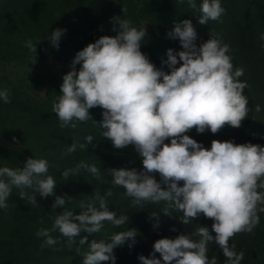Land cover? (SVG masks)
<instances>
[{"label":"clouds","instance_id":"clouds-1","mask_svg":"<svg viewBox=\"0 0 264 264\" xmlns=\"http://www.w3.org/2000/svg\"><path fill=\"white\" fill-rule=\"evenodd\" d=\"M188 3L196 9L195 0ZM224 11L221 0H202L199 23L218 20ZM112 19L117 34L102 35L77 52L71 70L62 78L53 112L61 127H76L78 122L94 120L90 109L102 108L99 123L103 138L116 149L133 146L142 161L141 169H111L112 183L122 186L134 204L167 202L183 213L179 219L184 224L201 216L214 221L211 231L204 225L195 233L156 240L150 256L138 257L141 264H216V258L208 255L212 241L219 245L226 264H241L244 252L237 253L229 241L239 232H252L260 222L258 212L264 211V145L214 139L209 148L187 133L194 127L197 133H217L225 125H242L250 111L244 94L248 85L240 80L243 69L234 67L229 45L219 38L211 35L197 45L198 34L191 19L176 23L169 33L171 38H179L183 50L177 53L169 48L167 59L157 67L142 51L146 27L137 28L121 16ZM66 31L58 27L47 40L59 49ZM25 46L37 52L31 40ZM0 101L10 103L7 89H0ZM93 140L92 135L86 137L87 147ZM76 148L74 142L67 152ZM48 169L46 159L32 157L20 168L0 167V209H7L13 187L26 190L19 193L22 198L31 193L29 189L43 197L54 195L57 183L47 175ZM81 169L99 177L98 167L84 162L64 170L62 176L68 180ZM31 194L29 198L37 202ZM111 195L110 190L103 195L96 192L94 202H81L83 210L78 214L64 209L51 229L42 228L36 235L46 238L45 245L54 246L58 240L51 233L57 230L69 243H75L82 232H100L105 221L124 225L129 218L109 210L107 197ZM71 200L67 194L57 195L52 206L63 207ZM158 226L157 220L154 227ZM138 234L135 228H128L113 234L109 241L92 239L90 243L88 235L82 236L79 244L88 243L90 249L82 264H116L114 249L126 243L132 246Z\"/></svg>","mask_w":264,"mask_h":264},{"label":"rangeland","instance_id":"rangeland-1","mask_svg":"<svg viewBox=\"0 0 264 264\" xmlns=\"http://www.w3.org/2000/svg\"><path fill=\"white\" fill-rule=\"evenodd\" d=\"M222 1L230 2L237 10L244 29L243 43L239 42V31L232 33L233 30L228 24L223 23L226 10L218 20H210L206 24L199 23V7L202 0H195L196 9L190 7L188 0H24L30 8L25 23L28 30L21 33V36L15 26V32L11 35L13 44L7 43L19 49V54L0 59V89H7L10 96V103L0 101V167L20 168L30 157L46 159L49 163L47 175H52L56 180L57 192L47 197L35 195L37 202H33L30 196L22 198L19 195L22 189L13 187L7 209H0V264H82L67 254L55 256L46 253L47 247L61 250L71 246L68 245L71 244L68 238L63 237L58 230L51 233L58 240L54 246L45 245L46 238L36 235L42 228L51 229L59 213L64 209L71 210V202H77L79 207L82 201L92 202L91 198H81L72 191L73 183L77 184L78 190L82 187V183L78 185L81 179H74L77 174L68 180L62 176L64 170L71 168L70 159L59 153L56 139L47 132L44 123L51 118L59 121L57 114L52 110L53 102L61 95L62 78L71 70L77 52L102 35L117 34L113 31V17L128 19L137 28L146 27L147 35L142 44V51L148 54L157 67H161L162 61L167 59L169 48L177 53L183 50L179 38H171L169 33L176 23L184 19H191L197 30L196 44H201L211 35L219 38L229 45L234 67L244 71L240 77V80L246 81L248 85L244 94L255 98L254 103L248 102V116L264 120V105H261L264 104V72L259 61L260 51L253 40L256 22L252 9L247 7L246 0ZM10 3L9 6L15 13L12 16L13 24L14 21L16 24L21 0H11ZM5 11L4 0H0L2 21L5 20ZM225 18L228 20L227 16ZM58 27L67 29L59 49L47 40L51 31ZM17 34L20 36L17 37ZM28 40L37 45L36 53L25 46ZM76 67L79 69L80 65ZM164 67L169 70L166 65ZM254 69L261 72L258 74V81L253 77ZM257 99L258 102H255ZM257 105L260 106L259 111ZM90 111L94 120L78 122L76 127H73H84L85 131H82L86 132V135L82 139V142H85L83 144H87L88 135L94 137L93 142L86 147V156L100 160L104 155L118 153L111 141L102 136L103 129L99 122L103 118V109L94 107ZM94 142L101 144L98 149L90 147ZM86 191L87 189L84 190ZM64 194L72 198L71 202L54 208L52 205L56 196ZM25 215L29 220L22 223ZM258 215L260 222L252 233L256 248L264 254V211L258 212ZM239 233L244 235L245 232ZM73 244L78 243L76 241ZM221 260L226 264L223 257ZM218 261L219 258L217 264Z\"/></svg>","mask_w":264,"mask_h":264},{"label":"trees","instance_id":"trees-1","mask_svg":"<svg viewBox=\"0 0 264 264\" xmlns=\"http://www.w3.org/2000/svg\"><path fill=\"white\" fill-rule=\"evenodd\" d=\"M10 2L11 0H4L6 7V11L4 12L5 20L2 21L0 16V59L6 58L8 56H17L19 54V49L14 48L13 45H7V43L13 44L11 35L12 32H15L14 27H18V33L20 35L21 33H25L28 30L25 26V23L30 13V8L27 6L24 0H21L18 22L15 24L14 21L13 24L12 16H14L15 13L14 10L9 6L11 5ZM246 2L247 7L252 9V13L256 22V30L253 40L260 51L259 61L262 65V72H264V0H246ZM221 4L225 8L226 16L228 18L227 20L225 16L223 23L228 24L229 28L233 30L232 33L239 31V42L243 43L244 40L242 36L244 29L239 20L237 10L234 9L230 2L222 1ZM19 34H17V37L20 36ZM197 44L199 45V43ZM252 72L255 81L259 79L258 77L260 76L258 74L261 73L260 70L254 69ZM247 98L248 102L250 101L251 103H254L255 98L250 96H247ZM255 102H258V99ZM44 124H46L45 129L47 132L51 136L55 137L59 153L62 156H67L70 159L71 168H75L77 164L84 162L88 165L95 164L99 169V177L90 173L87 169H81L80 173L74 178L81 179V181L78 183V185L82 183L81 190L76 188V183L71 184L73 188L72 191L75 192V195H80L81 198L85 199L86 197L91 198V201L94 202V196L96 192H99L101 195H103L110 190L112 195L107 197L109 210L115 211L118 217L121 215H126L129 218L128 221L121 226H114L111 222L105 221L104 228L100 232L88 234L89 243L92 239H96L98 241L102 239L109 241L113 234L119 231H126L128 228H135V230L138 231L139 234L137 235L136 241L132 246H129V244L126 243L125 245L118 246L114 249V254L117 257L116 264H141V261L138 259V257L141 254L144 256H150L155 241L160 238H175L181 233H195L198 228L204 225L208 226L211 231V226L214 222L211 218L201 216L193 220L190 224H184L179 219L183 213L176 210L174 207H169L167 202H141L139 204H134L133 198L125 194L126 190L122 186H117L112 183L113 176L111 169L122 167L130 169L142 168L141 158L139 157L138 153H136L133 146L124 148H128L126 151H121L118 149V153L104 155L100 160H95L94 157L91 158L86 156L85 150L87 144H84V148L79 147V145L85 143L82 142L84 141L82 139H84L86 135V132H83L85 131L83 129L84 127L73 128L68 125L61 127L60 121L54 118H51ZM187 134L192 136L197 141L202 142L205 147L209 148L211 146V142L214 139H219L221 141L233 140L237 144L251 142L264 145V120L260 117L248 116L242 121V125L239 128L224 126L217 133H212L210 130L205 131L204 133H197L194 127ZM74 142L77 144L76 151L68 153V147ZM167 142H170V140L166 141V143ZM100 145L101 144L99 142H94L90 147L93 149L94 147H97L98 149V146ZM85 158L86 160H84ZM157 179H160L158 174ZM181 183L183 182L181 181ZM85 189H87L86 192H84ZM28 191L34 195L40 194L35 189H29ZM55 192H57L56 188ZM31 193H29L28 196H31ZM75 197L78 198L77 196ZM20 202H22V200ZM96 203L98 204V202ZM70 205L71 210L77 214L83 210L77 205V202H71ZM29 210L32 209L29 208ZM165 210L169 211L172 215L164 214L163 211ZM28 218L29 217L27 215L23 216L22 223L29 220ZM157 220L159 221V226L154 227ZM212 234L215 235L214 232ZM84 235L87 234H80V236H77L76 241L78 244H68L71 246L61 250H55L47 247L46 253L55 256L67 254L72 256L73 259L82 262L84 258L83 256L86 255L90 250L88 243L84 245L79 244V240ZM194 238L199 239L200 237L198 235H194ZM32 244L34 245L35 242H32ZM229 244L230 246H234V249L237 251V253L241 251L244 252V258L241 261V264H263L264 254L259 248H256L252 232H245L244 235L242 233L235 234L232 238H230ZM71 247L77 248L75 249ZM156 255L159 256L160 254L157 253ZM208 255L210 258L215 257L216 261L219 258L218 264H225L222 262L221 257H223L224 260H226V258L219 245H217L214 241L209 242L208 244ZM102 264H111V261L102 262Z\"/></svg>","mask_w":264,"mask_h":264}]
</instances>
